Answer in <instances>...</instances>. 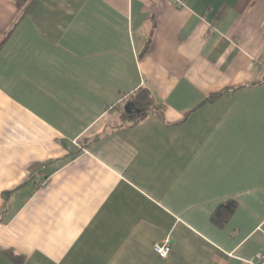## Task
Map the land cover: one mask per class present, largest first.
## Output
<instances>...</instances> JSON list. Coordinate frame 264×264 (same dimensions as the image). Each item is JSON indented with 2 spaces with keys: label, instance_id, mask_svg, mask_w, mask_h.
I'll return each instance as SVG.
<instances>
[{
  "label": "crops",
  "instance_id": "obj_1",
  "mask_svg": "<svg viewBox=\"0 0 264 264\" xmlns=\"http://www.w3.org/2000/svg\"><path fill=\"white\" fill-rule=\"evenodd\" d=\"M263 251L264 0H0V264Z\"/></svg>",
  "mask_w": 264,
  "mask_h": 264
},
{
  "label": "trees",
  "instance_id": "obj_2",
  "mask_svg": "<svg viewBox=\"0 0 264 264\" xmlns=\"http://www.w3.org/2000/svg\"><path fill=\"white\" fill-rule=\"evenodd\" d=\"M225 90H222L218 93H215L209 96L205 102H212L216 100L219 96H221ZM123 111L122 118L125 122L134 124L146 118L148 115L156 111V107L153 104L152 97L150 92L147 89H139L134 95L131 97H123ZM204 102V103H205ZM129 105L131 112L126 114L124 112V107ZM121 106V107H122ZM122 120V121H123ZM236 208V202L233 200H228L225 203L219 204L218 207L212 214V222L218 226L224 225L228 219L233 214Z\"/></svg>",
  "mask_w": 264,
  "mask_h": 264
},
{
  "label": "built area",
  "instance_id": "obj_3",
  "mask_svg": "<svg viewBox=\"0 0 264 264\" xmlns=\"http://www.w3.org/2000/svg\"><path fill=\"white\" fill-rule=\"evenodd\" d=\"M171 5L175 7H183L185 0H167ZM121 103L124 102V98H122ZM153 251L161 258H165L170 252V247L167 241H163L162 243H157L153 246ZM254 264H264V251L261 252L257 260Z\"/></svg>",
  "mask_w": 264,
  "mask_h": 264
},
{
  "label": "water",
  "instance_id": "obj_4",
  "mask_svg": "<svg viewBox=\"0 0 264 264\" xmlns=\"http://www.w3.org/2000/svg\"><path fill=\"white\" fill-rule=\"evenodd\" d=\"M124 112H125L126 114H129V113L131 112V109L129 108V105H126V106L124 107Z\"/></svg>",
  "mask_w": 264,
  "mask_h": 264
}]
</instances>
